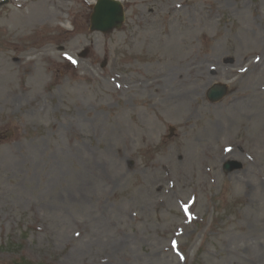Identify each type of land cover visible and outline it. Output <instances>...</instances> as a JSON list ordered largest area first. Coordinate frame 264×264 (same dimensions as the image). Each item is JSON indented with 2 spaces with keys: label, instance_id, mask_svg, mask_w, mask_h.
<instances>
[{
  "label": "rangeland",
  "instance_id": "obj_1",
  "mask_svg": "<svg viewBox=\"0 0 264 264\" xmlns=\"http://www.w3.org/2000/svg\"><path fill=\"white\" fill-rule=\"evenodd\" d=\"M96 1L0 0V264H264V0Z\"/></svg>",
  "mask_w": 264,
  "mask_h": 264
},
{
  "label": "water",
  "instance_id": "obj_2",
  "mask_svg": "<svg viewBox=\"0 0 264 264\" xmlns=\"http://www.w3.org/2000/svg\"><path fill=\"white\" fill-rule=\"evenodd\" d=\"M93 9L90 27L92 32L101 31L110 34L114 29H121L126 20L124 7L119 0H98V4ZM226 92L225 87L214 88L211 90L209 98L211 101H217L222 99ZM225 168L231 169L229 165H226Z\"/></svg>",
  "mask_w": 264,
  "mask_h": 264
},
{
  "label": "bare ground",
  "instance_id": "obj_3",
  "mask_svg": "<svg viewBox=\"0 0 264 264\" xmlns=\"http://www.w3.org/2000/svg\"><path fill=\"white\" fill-rule=\"evenodd\" d=\"M258 66V65H257ZM201 70V69H200ZM235 70V69H234ZM234 70L233 69H229V68H225V70H224V73H223V76L225 77L226 75H229V73L230 72H234ZM202 72L204 73L203 75H202V77H206V76H208V72L205 70V69H202ZM218 74H220V75H222V73L219 71L218 72ZM195 78H197V75L195 76ZM207 78H209V79H206L207 80V83H206V87H208L210 84H211V82H212V79H213V77L211 76V77H207ZM198 82H200V81H198ZM195 83H193V85H194ZM198 84V83H197ZM194 92H192V91H190V94H193ZM181 99L182 100H185V98L184 97H181Z\"/></svg>",
  "mask_w": 264,
  "mask_h": 264
},
{
  "label": "snow or ice",
  "instance_id": "obj_4",
  "mask_svg": "<svg viewBox=\"0 0 264 264\" xmlns=\"http://www.w3.org/2000/svg\"><path fill=\"white\" fill-rule=\"evenodd\" d=\"M69 59H71V58H69ZM74 62V61H73Z\"/></svg>",
  "mask_w": 264,
  "mask_h": 264
}]
</instances>
